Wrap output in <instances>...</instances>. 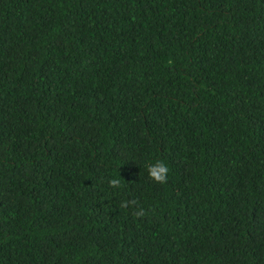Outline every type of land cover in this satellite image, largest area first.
<instances>
[{"label": "trees", "instance_id": "1", "mask_svg": "<svg viewBox=\"0 0 264 264\" xmlns=\"http://www.w3.org/2000/svg\"><path fill=\"white\" fill-rule=\"evenodd\" d=\"M0 264H264V0H0Z\"/></svg>", "mask_w": 264, "mask_h": 264}, {"label": "clouds", "instance_id": "2", "mask_svg": "<svg viewBox=\"0 0 264 264\" xmlns=\"http://www.w3.org/2000/svg\"><path fill=\"white\" fill-rule=\"evenodd\" d=\"M149 176L157 183H166L167 182V174L169 169L167 165L163 161H158L155 164H150L148 166ZM110 185L115 188L120 186V181L117 179H112L110 181ZM129 204L135 206L137 204L136 200L131 201H123L120 205L121 208H127ZM144 214L143 209L137 211V216H142Z\"/></svg>", "mask_w": 264, "mask_h": 264}]
</instances>
